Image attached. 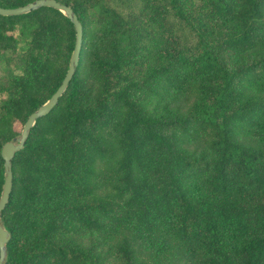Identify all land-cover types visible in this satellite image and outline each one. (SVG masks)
I'll return each instance as SVG.
<instances>
[{
  "label": "trees",
  "instance_id": "1",
  "mask_svg": "<svg viewBox=\"0 0 264 264\" xmlns=\"http://www.w3.org/2000/svg\"><path fill=\"white\" fill-rule=\"evenodd\" d=\"M60 2L80 62L12 160L4 264H264V0ZM75 39L53 8L0 15V195Z\"/></svg>",
  "mask_w": 264,
  "mask_h": 264
},
{
  "label": "water",
  "instance_id": "2",
  "mask_svg": "<svg viewBox=\"0 0 264 264\" xmlns=\"http://www.w3.org/2000/svg\"><path fill=\"white\" fill-rule=\"evenodd\" d=\"M49 7L56 9L65 14L69 20L74 24L76 30L75 46L70 59L69 68L66 76L62 81V84L56 90L54 94L48 99V101L42 104L35 112H33L26 120L22 133L19 139H13L11 142L5 143L1 150V155L4 160V183L2 186V192L0 195V220H2V213L5 210L13 187V172H12V160L17 151L24 149L25 143L29 137L30 131L35 127L37 121L48 115L58 104L60 98L64 95L67 90L72 78L76 73V69L80 62V53L83 44V27L82 24L74 12L72 7L60 3L57 0H35L24 6L16 8H2L0 6V15L2 16H21L31 11ZM0 222V264L5 263L6 257V245L10 240V232Z\"/></svg>",
  "mask_w": 264,
  "mask_h": 264
},
{
  "label": "rangeland",
  "instance_id": "3",
  "mask_svg": "<svg viewBox=\"0 0 264 264\" xmlns=\"http://www.w3.org/2000/svg\"><path fill=\"white\" fill-rule=\"evenodd\" d=\"M57 1L60 2V0H57ZM60 3H62V2H60ZM68 67H69V66H68ZM48 99H49V98H48ZM48 99H46V101H45L44 103H46V102L48 101ZM44 103H43V104H44ZM178 103H179L180 105H187V104H188V102H187L186 99H184V100H180V101H178ZM24 124H25V121H19V122H17L16 125H14V127H13V131H14V132H13V134L11 135L12 137H11L8 141H5L4 144H5V143H8V142H11L13 139H19L20 136H21V133H22V129H23V127H24ZM196 144H199V143H196ZM0 222L3 223L2 220H0Z\"/></svg>",
  "mask_w": 264,
  "mask_h": 264
}]
</instances>
